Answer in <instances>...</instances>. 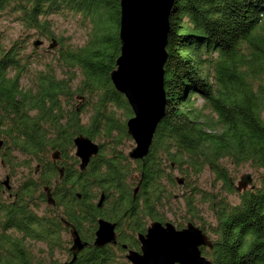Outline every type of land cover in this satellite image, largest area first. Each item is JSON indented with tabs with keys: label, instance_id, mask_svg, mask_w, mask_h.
<instances>
[{
	"label": "trees",
	"instance_id": "16d2710c",
	"mask_svg": "<svg viewBox=\"0 0 264 264\" xmlns=\"http://www.w3.org/2000/svg\"><path fill=\"white\" fill-rule=\"evenodd\" d=\"M2 14L13 15L24 29L44 38L51 35L47 17L52 15L77 14L89 27L81 46H62L59 39L56 57L33 71L26 88L20 81L28 74L31 51L23 54L20 49L28 35L6 48L0 36V139L6 150L32 157L40 180L54 172L48 160L40 163L47 152L67 154L76 135L103 140L98 155L76 174L81 199L73 198L60 212L88 244L72 264H127L113 259L122 256L110 247L89 245L95 217L120 220L125 213L133 220H162L157 211L167 199L162 179L169 185L175 181L165 175L170 165L182 175L185 187L204 167L219 182L216 193L191 185L184 199L189 215L185 220L193 225L199 219L196 198L213 214L215 223L209 229L214 237L211 248L202 249L204 257L212 264H264V0H173L162 67L164 115L143 161L133 162L143 176L139 207L131 201L127 178L132 164L121 150L130 140L125 121L131 110L108 76L119 54L118 0H0ZM76 69L81 81L72 89ZM76 92L94 97L86 125L74 107L66 113L62 108ZM197 99L199 106L194 105ZM116 110L123 112L122 121ZM225 163L250 168L252 188L236 192ZM83 184L111 189L109 211L84 199ZM39 185L27 177L13 204L0 202V264H59L53 258L56 248L69 258L66 245L60 244L57 217L49 210L38 212L43 196ZM129 230L134 234L143 229L138 225ZM26 240L43 242L47 255L32 253Z\"/></svg>",
	"mask_w": 264,
	"mask_h": 264
},
{
	"label": "water",
	"instance_id": "95a60500",
	"mask_svg": "<svg viewBox=\"0 0 264 264\" xmlns=\"http://www.w3.org/2000/svg\"><path fill=\"white\" fill-rule=\"evenodd\" d=\"M172 4L173 0H118L119 54L108 76L113 89L124 97L131 110V117L125 121V132L133 141L127 152L130 160H142L146 156L155 128L164 115L162 67L166 58L168 16ZM41 43L34 40L32 45ZM54 46L52 38L47 49ZM2 143L0 140V147ZM72 143L75 147L73 154L79 158V168L83 169L89 158L97 154L98 145L81 135L75 136ZM175 181L181 184L182 178H175ZM247 185L252 188L248 173L238 177L234 189L240 192ZM137 188L138 184L132 190L133 195ZM46 199L48 203L52 202L47 193ZM96 224L92 246L100 248L115 243L114 224L102 219H98ZM69 235L70 258L61 264H72L86 245L72 227ZM138 241L140 252L127 251L124 255L130 264H212L199 248H211V241L191 222L178 230L169 222H150L146 233L138 235Z\"/></svg>",
	"mask_w": 264,
	"mask_h": 264
},
{
	"label": "rangeland",
	"instance_id": "374dc122",
	"mask_svg": "<svg viewBox=\"0 0 264 264\" xmlns=\"http://www.w3.org/2000/svg\"><path fill=\"white\" fill-rule=\"evenodd\" d=\"M48 18V23L50 26V33L51 35L47 38H44L41 35L34 34L33 30H26L24 29L20 22L16 21L13 15H0V36L1 41L4 48L8 47L10 43L16 39H21L24 35H28L27 42L22 43V49L20 51L23 54L28 53L31 51V56L28 61V74L26 77H23L20 81V85L23 88H26L28 85H30L31 81V74L34 70L42 69L44 64L52 62V58L56 57L57 48L60 45H57V42L60 39V43L62 46L69 45L70 47L74 46H81L84 44V41L87 38L88 34V25H83L82 21L79 20V15L77 14H66L65 16L63 14H60L58 16L52 15ZM50 38H53L55 40V46L50 49L46 50V47L50 44ZM34 40H40L42 43L39 47L33 46L32 42ZM37 56L41 57V61ZM33 57L37 58V62L34 61ZM81 81V75L77 71L75 72V77L73 81L71 82L72 89H75L76 86L80 85ZM75 94V95H74ZM72 95V98L68 101V105H63L62 108L64 112L66 113V110L70 108H75L77 111H79V119L80 123L83 125H86L88 122V116L91 112V104L94 100L93 96L87 95L85 92H76ZM201 103L200 99H197L195 102V106H199ZM115 116L119 121H122L123 112L121 110L115 111ZM82 136V135H81ZM87 138V137H86ZM73 139V138H72ZM71 139V143H72ZM1 140V139H0ZM93 143L102 142V138H93L91 140ZM3 142V141H2ZM73 144V143H72ZM2 150H6L4 143H2ZM133 146V141L125 140L123 145L121 146V150L123 152H127L130 150V148ZM75 147L73 145L71 148L67 150V156L65 159V164L71 165L72 169H77L78 160L75 158V162L72 161L69 156L73 157ZM99 149V148H98ZM12 151V154L10 153ZM8 152L11 154L8 156L9 162H4L2 165H0V180L4 182L6 178L4 175H8L11 179L10 185L12 188V191L14 188L18 185L20 181H22L25 178H35V165L37 162L30 156H26L23 154H20L17 151L9 150ZM54 152V151H52ZM51 152H47L45 157L41 159L42 163L47 158L50 157ZM225 166L227 167V170L229 171L230 177L233 178V186H235L238 177L242 174H250L251 176V184H254V173L253 171L248 168L247 166L244 167H234L232 164L225 163ZM165 175L173 178H183L182 175L178 172L176 168H174L172 165H170V168H166ZM37 175L39 173V168L36 171ZM136 173L132 171L130 176L128 177V183L130 187H133L135 184V181L133 180L132 176ZM4 178V179H3ZM55 177L50 178V182L54 181ZM191 184L188 183L187 186H183V180L182 184H177L175 181L172 185H169L164 179H162L163 188L165 192V196L167 197L166 200L162 201V206L157 208V211L163 216V219L169 220L173 224H184L187 222V219L189 215L186 213V207H185V197L187 194L188 189H190L191 185L196 186L198 189H201L203 191H206L208 193H216L217 189L219 188V182L213 180V176L210 173L209 170L206 169V167L203 168L202 172L198 174L196 177L191 176L190 180ZM246 188H249L247 185ZM235 196H227L228 200L232 199L233 202L236 201V198H233ZM195 206L197 207L199 219H195L197 226H200L201 223L204 225L205 230L203 232L207 235L209 239H212L214 235L210 232L211 227L214 225V219L213 214L211 211L208 210L207 203L200 201L199 198H196ZM39 210L38 212H40ZM208 227V229H207ZM211 234H210V233ZM65 235L63 232L60 234V244L68 245L64 243L66 238H63ZM26 245L30 249L32 253H37L38 251H41V255H47L46 254V246L43 242L40 241H31L26 240ZM58 249L53 250V258L61 264L63 261H65V253L63 250L60 249V252H56ZM112 264H116L115 262H112Z\"/></svg>",
	"mask_w": 264,
	"mask_h": 264
},
{
	"label": "flooded vegetation",
	"instance_id": "af4514ba",
	"mask_svg": "<svg viewBox=\"0 0 264 264\" xmlns=\"http://www.w3.org/2000/svg\"><path fill=\"white\" fill-rule=\"evenodd\" d=\"M40 45L41 44H39V47H40ZM46 50L48 51L50 49H47V47H46ZM76 136H78V135H76ZM74 137H72V138H74ZM2 146L0 147V165H2L5 162V159L8 157V154H10V153L12 154V151H10V153H9L8 150H2V148H3ZM5 148H6V146H5ZM127 152H126V156H127ZM51 153L52 154H50V157L47 158L45 161L48 160L52 164V166L54 167V172L51 171L47 174H44L43 175L44 177L39 180L40 177L36 173V171L38 170L39 167H38V164H36L35 165L36 176H35V178H31V180L40 182L39 189L42 192L43 196H42V198H40V201H39L38 211L41 210L39 213H43L45 210H49L53 214L54 217L55 216L57 217L56 219L61 226L58 229L59 236H60L61 232H63L65 235L63 238H66V240H68V245H70L71 238L69 235V229H70V227H72L76 232H77V230L72 224H70L67 220H65L60 215V212L63 210L64 205H70L71 206L73 204V202H74L73 198H75L76 201H79L81 199L80 183L77 182L75 180V178L80 176L81 172L86 170V168L89 165L92 158L97 156L98 154L92 155L89 158L88 162L86 163V165L83 169L79 168V162L80 161H79L78 157H76L74 154H73L74 158L69 156V158H71L73 162H75V158L78 160L77 169L75 170V169L71 168V165L64 163L65 162L64 158L67 156V154H61L58 150H54V152H51ZM127 158H128V156H127ZM143 159L142 160H130L128 158V160L132 164L130 168L132 169L133 172L136 173L135 175L132 176L133 180L135 181V184L133 187H130L131 201L136 200L138 207L140 206V204L142 202V200L139 199V196H143L142 195V187H141L143 176H142V171H137L135 169L133 162H136V161L142 162ZM132 171H131V173H132ZM76 174L78 176H76ZM4 177L6 178L5 182H2L0 180V202L1 201L7 202V203L9 202V203L13 204L14 200L16 198V195H17L19 185L21 184L22 181H20L18 183V185L12 191V188L10 185L11 179L9 178L8 175H4ZM51 177H55V178H54V181L50 182ZM73 177H74V181L71 180ZM45 180H46V182L42 183ZM137 184H138V188H137L135 194L133 195L132 190ZM83 185H84V189H85L84 199L89 200L92 203H94L95 208L100 209V211H104V210L109 211V206H110L109 202L112 201L111 194H110L111 189L98 188L97 186H95L93 184H83ZM46 193L50 196L52 202H50V203L47 202ZM73 209L78 210V207H74ZM137 209L138 208L136 205L134 213H136ZM98 219H102L108 223L114 224L113 232H114V236H115V243H113V244L108 243V244L104 245L103 247H110V249L119 252L118 255L122 256V257H119V258L116 257L113 259H118V260H122V261L124 260L127 264H130V263L125 259L124 255L127 253V251H135L138 253L140 252V243L138 241V235H144L146 233V228L148 227L150 222L156 221V222H159L161 224H163L165 222H169L177 230L183 228L185 226V224L187 222H189V221H187L178 227L176 224H173L172 222H170L169 220H166V219L161 220V219H157V218L137 216V217H135V220H133L131 215L124 213L123 217L120 220H110V219L108 220V219L102 217L101 215H99V216L95 217V224H94V228L92 230L91 242L89 244L90 246H92V241H93V237H94L93 234H94V231L96 229V226H97L96 221ZM65 223H67V225H65ZM138 225H140L143 230L135 231L134 234H132L129 229L133 228L135 226H138ZM62 228H65V229H62ZM86 231H87V229L84 232H86ZM77 234H78L79 238L81 239V241L86 242L85 240H83L80 237V234L78 232H77ZM87 246H88V244L86 242V245L82 248V250ZM100 248H102V247H100ZM199 248H200V252H201L202 249L207 248V247L203 246V247H199ZM66 249H67V252L69 254L68 257L70 258L68 246L66 247Z\"/></svg>",
	"mask_w": 264,
	"mask_h": 264
}]
</instances>
